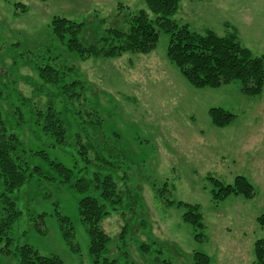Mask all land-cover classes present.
<instances>
[{"label":"rangeland","instance_id":"374dc122","mask_svg":"<svg viewBox=\"0 0 264 264\" xmlns=\"http://www.w3.org/2000/svg\"><path fill=\"white\" fill-rule=\"evenodd\" d=\"M139 9L153 15L145 0H0L1 115L27 150V172L38 167L40 173L18 189L15 235L64 264H92L77 210L87 191L60 182L53 164L80 175L78 133L83 143L89 137L94 144L88 157L97 155L120 195L114 209L106 203L109 213L100 222L109 236L106 255L115 264H192L194 251L208 254L210 264H252L254 242L264 239L257 222L264 211V84L256 95L242 93L239 80L192 86L169 60L163 31L149 52L109 57H81L52 32L55 16L83 22L79 39L87 45L108 27L126 29L127 13ZM173 18L198 33H234L252 56H264V0H179ZM45 65L59 70L58 82L39 76L38 67ZM73 80L82 85L80 98L62 87ZM49 105L65 125L60 145L31 122ZM212 107L235 116L215 126ZM237 175L252 183L254 194L216 198L213 179L229 184ZM178 201L197 204L204 239L195 238L200 229L182 218L186 207ZM71 226L70 244L63 231ZM0 264L17 261L0 252Z\"/></svg>","mask_w":264,"mask_h":264},{"label":"trees","instance_id":"16d2710c","mask_svg":"<svg viewBox=\"0 0 264 264\" xmlns=\"http://www.w3.org/2000/svg\"><path fill=\"white\" fill-rule=\"evenodd\" d=\"M179 0H145L150 15L144 9L128 12L126 29L108 27L90 44H83L79 35L83 22L65 16H55L52 19L53 34L64 41L67 48L82 56L109 57L117 56L125 51L149 52L157 42L159 32L168 34L166 54L186 80L195 87H216L221 84L239 80L240 90L247 95L260 93L264 84V56H252L249 48L241 45L234 33L218 35L208 30L198 33L188 28L186 24L178 23L173 15L178 7ZM39 76L50 82H58L61 78L59 70L51 65L38 67ZM69 88L67 93L73 98H80L81 83L73 80L62 85ZM64 92L66 90L64 89ZM2 106L0 105V179L3 191L0 194V252L11 254L17 264H64L57 255L40 254L31 245L20 243L15 235V224L21 214L17 207L19 198L18 189L26 181L30 174L38 175V167H34L31 173L27 172L25 156L27 150L15 133L8 132L2 118ZM213 125L221 127L226 125L235 115L221 107H212L208 111ZM32 123L41 124V129L54 136L55 144L65 142V125L60 117V112L49 105L45 111L37 110ZM84 123L78 119L81 126ZM88 137V136H87ZM78 152L82 156L83 170L75 176L72 169L61 163L53 162L63 178L60 182H69L78 192L86 194L78 200L77 210L81 223L88 234V251L92 258V264H115L114 259L106 255L108 234L101 228V220L108 215L106 203L119 202L117 185L109 171L104 173L101 163L97 162V155L91 160L87 153L94 144L89 140L83 143L77 133ZM107 163L112 162L105 160ZM80 171V169H79ZM217 185L214 196L223 199L227 195L239 194L250 197L254 194L252 183L244 176L237 175L234 181L223 184L213 179ZM171 202V201H168ZM184 205L186 210L183 219L195 227L199 232L195 238L204 239L202 233L204 223L197 204L177 202ZM62 222H68V218L59 214ZM259 226L264 230V211L257 216ZM13 229V231H10ZM125 229V228H124ZM123 229V230H124ZM64 237L72 243V226L63 231ZM118 237H124V231ZM4 242L3 246L1 243ZM75 246V243H73ZM254 261L252 264H264V239L258 238L254 242ZM192 264H210L208 254L194 251ZM158 264H172L167 259H162Z\"/></svg>","mask_w":264,"mask_h":264}]
</instances>
